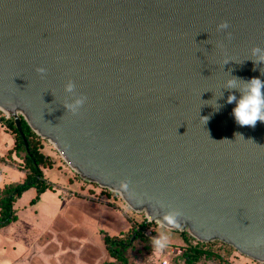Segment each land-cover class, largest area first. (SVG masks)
I'll use <instances>...</instances> for the list:
<instances>
[{"label": "water", "instance_id": "95a60500", "mask_svg": "<svg viewBox=\"0 0 264 264\" xmlns=\"http://www.w3.org/2000/svg\"><path fill=\"white\" fill-rule=\"evenodd\" d=\"M256 59L264 0H0V111L21 137L19 116L145 223L178 210L166 229L264 263V122L237 124L224 89L264 81Z\"/></svg>", "mask_w": 264, "mask_h": 264}, {"label": "rangeland", "instance_id": "374dc122", "mask_svg": "<svg viewBox=\"0 0 264 264\" xmlns=\"http://www.w3.org/2000/svg\"><path fill=\"white\" fill-rule=\"evenodd\" d=\"M1 117L4 118L5 115L0 113ZM39 146V152L48 156L51 160V166L41 168V173L42 179L45 183L51 184L52 190H46L39 201L36 202L38 198L35 199V188L31 187L20 194L16 198L17 200L15 199L16 201L14 200L12 211L17 220L15 223H13L14 220L0 228V264H43L48 260L51 264H62L64 262L68 264L76 260L77 255L81 262L85 261L84 252H81L83 247L79 243L81 234L74 233L70 237L71 239L67 240L63 232H58L56 237L51 239L52 244L55 242V251L49 248L52 245L49 242L50 236L45 233L49 232L48 230H50L55 219L58 222L59 218L62 220L64 218L62 217L65 212L63 205L66 201H62L61 198L65 199L73 195L107 204L110 208L112 207L120 212L121 217L127 222V228L124 229L125 224L121 220V226L116 223L114 226H110L113 233H118L121 230L123 232L130 231V226H136L142 222L144 214L129 210L118 195L107 193L98 186L88 184L78 178L47 141L39 139ZM21 156V154L14 151V135L6 129L4 122L0 121V190L4 186L21 183L24 180L25 173L22 169ZM73 213L75 214V212ZM107 222L113 224L112 221ZM55 225L54 223V227ZM162 231L170 235L167 247L161 252H157L152 247L146 256L137 255L135 257L133 251L129 252L132 253L130 264H162L163 261H166L165 264H183L175 258L180 254L181 247L184 245L176 231L162 229L159 225L152 224L145 230V235L152 240ZM70 240H72L71 245ZM190 243L193 244V242ZM65 245L71 246L74 250L63 253L60 248L65 249ZM203 248L210 250L215 256L201 260L196 264H264L256 263L238 254L234 249L223 247L215 242L208 243ZM103 260V258L97 260L96 264H101Z\"/></svg>", "mask_w": 264, "mask_h": 264}, {"label": "trees", "instance_id": "16d2710c", "mask_svg": "<svg viewBox=\"0 0 264 264\" xmlns=\"http://www.w3.org/2000/svg\"><path fill=\"white\" fill-rule=\"evenodd\" d=\"M0 113L2 112L0 111ZM0 121H3L6 129L14 135V151L17 154L22 155V169L25 173L24 180L21 183L9 184L0 190L1 228L2 226L7 225L15 220L14 212L12 211V203L20 196L21 193L31 187H34L36 192L35 199H37L39 194L46 190H50L52 187L51 184L45 183V181L42 179L41 168H49L51 166V160L48 156H45L39 152V139L41 138L29 129L21 116H19V123L22 137L15 128L13 119L11 117H1ZM87 183L93 184L89 182ZM103 191L116 194L106 189H103ZM145 221L146 219L143 216L141 223L136 226H130V231H122L114 235L102 233V243L106 256L101 264H130V255L132 253L133 256L135 254V257H137V255H148V252H150L149 250L153 247V244L152 240L145 235V230L150 225L155 223H145ZM172 231H176V233L179 234L181 241L184 244L181 247L182 250L180 254L175 256L176 260L183 262V264H196L201 260L210 259L212 256H215L210 250L203 248V246L211 242H215L223 247L233 249L232 247L219 241H211L207 243L198 242L189 236V234L183 229ZM124 233L126 234L123 236ZM190 242H193V244Z\"/></svg>", "mask_w": 264, "mask_h": 264}, {"label": "crops", "instance_id": "0c3cea01", "mask_svg": "<svg viewBox=\"0 0 264 264\" xmlns=\"http://www.w3.org/2000/svg\"><path fill=\"white\" fill-rule=\"evenodd\" d=\"M45 192L46 191L39 194L38 200L36 202L39 201V199ZM63 199L64 198H61L62 201H66V203L63 205L65 212L62 217L64 218L63 220L59 218L60 221L58 220V222L55 219V227L54 223H52L50 230H48L49 232L45 233L47 234V236H50L49 242L51 243V239H54L58 232H63L67 240L71 239L70 237H72L74 233L79 235L81 234L79 243L81 247H83L81 252H84L83 256L85 261L81 262L77 255L76 260H73L72 263L70 262L68 264H96L97 260L102 258L105 259L106 254L102 243V233H106L108 235L117 234L113 233L112 230H110V226H114L115 223L121 226V220H123V223L125 224L124 229H126V220L121 217L122 215L120 214V212L116 211L112 207L110 208L106 204L97 203L92 200L90 201L88 199H83L73 195L69 198H65L64 200ZM73 212H75V214ZM16 220L17 219H15L13 223H15ZM107 221H112L113 224H110ZM56 226L60 228H57ZM120 232H122V230ZM71 243L72 240H70V245ZM65 246V249L60 248V251H62L63 253H68L74 250L73 248H71V246ZM49 248L55 251V242L54 244L50 245ZM47 263L51 264L49 260L43 262V264ZM62 264H65V262Z\"/></svg>", "mask_w": 264, "mask_h": 264}, {"label": "clouds", "instance_id": "9594fccd", "mask_svg": "<svg viewBox=\"0 0 264 264\" xmlns=\"http://www.w3.org/2000/svg\"><path fill=\"white\" fill-rule=\"evenodd\" d=\"M229 27L227 21H222L217 25V30H226ZM228 38H231V33H227ZM253 55L262 51L259 45L252 46L251 49ZM254 63L264 62V59L253 60ZM227 63V62H226ZM36 71L40 74L46 73V69L43 67H38ZM264 75V71H261ZM75 85L72 81H69L65 85V91L71 93ZM224 89L230 91L227 97V103H235V107L232 112L234 118L240 126H250L255 127L256 123L264 122V81L258 77H253L247 81L242 80L235 76H230L228 80L225 81ZM232 90L238 91L240 93L239 98L233 93ZM222 96V93L221 95ZM86 97L80 96L76 99L74 104L65 105L67 109L75 113L77 109L84 104ZM214 107L219 110L221 105L217 104L215 101ZM207 118V117H206ZM207 120V119H206ZM236 136L242 137L241 134L237 133ZM227 140V139H224ZM222 141V140H221ZM127 187V185H124ZM181 212L175 209H170L164 211L162 217L157 221L160 228L165 227H180L179 218ZM170 240V235L166 232H159L157 236L152 238V244L157 252L163 251Z\"/></svg>", "mask_w": 264, "mask_h": 264}, {"label": "built area", "instance_id": "2783aa9c", "mask_svg": "<svg viewBox=\"0 0 264 264\" xmlns=\"http://www.w3.org/2000/svg\"><path fill=\"white\" fill-rule=\"evenodd\" d=\"M165 263H166V261H163V262H162V264H165Z\"/></svg>", "mask_w": 264, "mask_h": 264}]
</instances>
